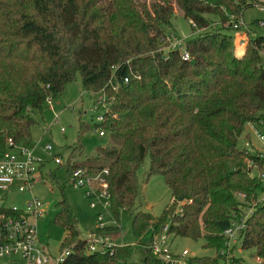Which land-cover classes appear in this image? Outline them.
Here are the masks:
<instances>
[{"label": "trees", "instance_id": "1", "mask_svg": "<svg viewBox=\"0 0 264 264\" xmlns=\"http://www.w3.org/2000/svg\"><path fill=\"white\" fill-rule=\"evenodd\" d=\"M248 7L264 10V3L0 0V155L8 140L14 147L32 149V115L78 73L84 92L103 96L102 122L96 128L107 144L82 162L73 157L81 147L71 148L66 175L76 168L107 170L108 209L115 220L128 213L134 238L148 229L157 232L169 221V236L202 240L215 253L225 247L222 231L247 206L251 212L241 249L264 263V199L259 200L264 156L237 146L243 136L250 142L247 129L264 112V36L246 30L237 56L234 37L222 31H234L232 24L242 20ZM176 11L198 31L182 50L175 39L178 46L163 47L173 39L163 28L173 31ZM145 158L146 178L161 177L170 194L158 217L137 210V171ZM252 166L262 173L253 176ZM47 177L60 195L51 221L64 233L59 252L67 255L60 264H125L133 258L130 247L86 253V240L64 196L67 181L50 173ZM93 233L114 240L119 228ZM196 260L214 261L208 256ZM139 262L160 264L147 246Z\"/></svg>", "mask_w": 264, "mask_h": 264}, {"label": "rangeland", "instance_id": "2", "mask_svg": "<svg viewBox=\"0 0 264 264\" xmlns=\"http://www.w3.org/2000/svg\"><path fill=\"white\" fill-rule=\"evenodd\" d=\"M256 2L264 3V0H256ZM209 19L217 23L216 17L209 16ZM241 21L246 27H249L251 34L264 36V10L258 7H248L244 10ZM258 21L262 22L261 27H258L255 23ZM172 26L173 31L167 28H163V31L167 37L171 35L173 39L180 41L179 50H182L184 44L194 38L198 33L197 30L191 29L190 24L177 11L174 12ZM248 27L245 30L242 26L238 29L245 34L240 36L243 39V43L246 42V30H248ZM222 31L236 39L234 43L235 55H240L244 47L240 48L237 45V33L232 30ZM170 46L171 44L167 42L163 44V47ZM102 100L103 96L100 93L92 94L84 92L80 76L77 73L75 74L74 81L68 83L55 99L49 103H45L40 113L36 112L32 115L34 125L30 130L32 142L30 152L34 158H39L44 162L39 172L42 180L40 183L34 185L28 193H11L5 195L0 193V206L23 209L31 198L42 203L43 212L36 222L39 246L43 247V252L47 256H57L59 253V244L63 239L64 233L51 224L56 210L55 204L59 201L60 195L57 188L48 180L47 174L50 173L58 181H67L64 187V196L72 214L77 220L80 237L87 239L91 235L90 238H96V234L93 232L100 227L97 218L101 216V226L104 228L112 226L117 228L118 226L119 228V235L114 240L106 241V246L116 248L130 247L134 252V256L125 264H140L141 251L144 246L149 244L151 229H148L138 239L134 238L130 229L128 213L125 211L121 212L118 219L115 220L108 207H103L105 204L104 198H87L84 194V189L77 188L70 183V178L66 175V169L64 167L71 148L76 146L81 147V154L73 152V157L76 162H82L84 158L93 156L96 148L104 147L107 144L106 137H100L98 135L99 131L96 128L98 123L95 120L97 115H102L104 112L103 105L97 104ZM93 108L95 109L94 112L90 113L88 110ZM247 133L249 134L252 146L262 151L259 155H264V148L254 140L250 129H247ZM243 137L238 141L237 146L239 148H242L246 141V138ZM45 147H49L50 151H46ZM53 159H59L61 165L54 164ZM147 169L148 159L145 158L137 171V181L140 191L139 198L136 202L137 210L142 213L151 214L153 217H158L169 204L170 194L164 186L161 177L153 175L146 178ZM76 170H80L81 173L91 179L96 175V173L84 170L83 168L74 169L70 175ZM262 171L263 169H257L255 166H252L250 169L253 176H259ZM91 187L93 190L100 192V187L97 184L93 185L92 182ZM97 196L98 194L95 197ZM260 199H264V194L259 196ZM237 200L242 203V197H237ZM91 203L94 204L93 209L89 208ZM180 205H176L175 210H178ZM249 211L251 209L247 206L240 207L241 214H248ZM165 225H169V221ZM167 243L172 253H179L185 250L196 257H212L214 255V250L204 247L202 240L193 241L186 238L169 236ZM96 248L99 249L100 246ZM238 256L242 257L246 262L249 261L250 256L255 257L251 250H242ZM3 262L0 261V263Z\"/></svg>", "mask_w": 264, "mask_h": 264}, {"label": "built area", "instance_id": "3", "mask_svg": "<svg viewBox=\"0 0 264 264\" xmlns=\"http://www.w3.org/2000/svg\"><path fill=\"white\" fill-rule=\"evenodd\" d=\"M255 23L258 27L262 26V22L258 21ZM241 26L244 30L247 29L241 20L237 24H232L231 28L237 33V45L243 48L245 42L243 43V39L240 36L245 34L238 30ZM166 41L171 44V48L178 46V42L174 39L173 41ZM181 59L186 61L189 58L183 52ZM97 104L103 105L102 101ZM94 110L93 108L88 111L93 113ZM95 120L97 123L102 122V115H97ZM249 129L258 145L264 148V112L257 123L249 125ZM98 135L101 137L102 133L99 132ZM243 148L252 155L261 153L248 141H245ZM30 150L14 147L10 140L6 142V151L0 155V193L4 195L28 193L34 185L41 182L42 179L39 172L44 162L39 158H34ZM45 150L50 151L49 147H45ZM262 156L264 155H259V157ZM53 163L60 165L61 161L53 159ZM106 175L107 170H103L96 173L95 177L91 179L81 173L80 170H76L69 178L72 185L84 189V194L87 198L94 197L95 199H100L103 197L105 200L103 207H108L105 183ZM260 178H264V172L260 175ZM92 182L93 185L97 184L100 187V192L93 190L91 187ZM97 194L98 196L95 197ZM42 207L43 204L33 198L26 203L23 209L0 206V261H4L0 264H60L63 261L67 255V251L59 252L57 256L50 257L44 254L43 247L39 246L36 222L43 212ZM89 208L93 209L94 204L91 203ZM250 212L248 214L239 213L222 231L221 236L224 239L225 247L216 253L214 252V255L210 257L214 260L212 264H264L256 256H250L248 262L238 256L240 251H242L240 241ZM97 221L100 223L99 229L103 228L101 226V216H98ZM90 236L85 239L86 253L101 252L109 248V246H106L108 239L99 235H96V238H90ZM168 237V225L160 227L157 232L151 230L147 249H149L160 264H201L196 260L199 257L189 254L185 250L179 253H172L167 243ZM97 246H100V248L97 249Z\"/></svg>", "mask_w": 264, "mask_h": 264}, {"label": "crops", "instance_id": "4", "mask_svg": "<svg viewBox=\"0 0 264 264\" xmlns=\"http://www.w3.org/2000/svg\"><path fill=\"white\" fill-rule=\"evenodd\" d=\"M248 30H249V27H248ZM249 32H250V30H249ZM252 35H253V34H252ZM246 129H247V128H246ZM246 129H245V130H246ZM247 134H248V133H247ZM263 154H264V153H263Z\"/></svg>", "mask_w": 264, "mask_h": 264}, {"label": "water", "instance_id": "5", "mask_svg": "<svg viewBox=\"0 0 264 264\" xmlns=\"http://www.w3.org/2000/svg\"><path fill=\"white\" fill-rule=\"evenodd\" d=\"M192 63V62H191Z\"/></svg>", "mask_w": 264, "mask_h": 264}]
</instances>
